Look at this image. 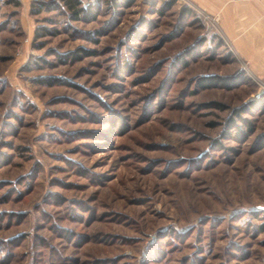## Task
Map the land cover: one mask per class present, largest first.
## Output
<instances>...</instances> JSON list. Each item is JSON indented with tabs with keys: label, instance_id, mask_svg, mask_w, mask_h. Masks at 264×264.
Masks as SVG:
<instances>
[{
	"label": "rangeland",
	"instance_id": "1",
	"mask_svg": "<svg viewBox=\"0 0 264 264\" xmlns=\"http://www.w3.org/2000/svg\"><path fill=\"white\" fill-rule=\"evenodd\" d=\"M77 1L0 0V264H264V81L184 0Z\"/></svg>",
	"mask_w": 264,
	"mask_h": 264
},
{
	"label": "crops",
	"instance_id": "2",
	"mask_svg": "<svg viewBox=\"0 0 264 264\" xmlns=\"http://www.w3.org/2000/svg\"><path fill=\"white\" fill-rule=\"evenodd\" d=\"M215 18L222 36L258 79L264 81V0H184Z\"/></svg>",
	"mask_w": 264,
	"mask_h": 264
},
{
	"label": "trees",
	"instance_id": "3",
	"mask_svg": "<svg viewBox=\"0 0 264 264\" xmlns=\"http://www.w3.org/2000/svg\"><path fill=\"white\" fill-rule=\"evenodd\" d=\"M65 4L73 10V14H78L82 8H78L77 5H78V1L77 0H64ZM19 2L16 1V5H18Z\"/></svg>",
	"mask_w": 264,
	"mask_h": 264
},
{
	"label": "built area",
	"instance_id": "4",
	"mask_svg": "<svg viewBox=\"0 0 264 264\" xmlns=\"http://www.w3.org/2000/svg\"><path fill=\"white\" fill-rule=\"evenodd\" d=\"M206 18H208V19H210V21L212 22V23H215L216 24V20H215V18H209L208 16H205Z\"/></svg>",
	"mask_w": 264,
	"mask_h": 264
}]
</instances>
